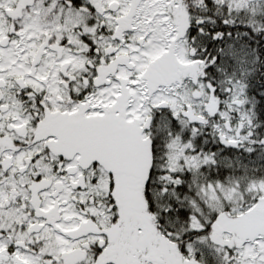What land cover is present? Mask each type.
<instances>
[{"label": "snow or ice", "instance_id": "6c2138e0", "mask_svg": "<svg viewBox=\"0 0 264 264\" xmlns=\"http://www.w3.org/2000/svg\"><path fill=\"white\" fill-rule=\"evenodd\" d=\"M0 264H264V0H0Z\"/></svg>", "mask_w": 264, "mask_h": 264}]
</instances>
